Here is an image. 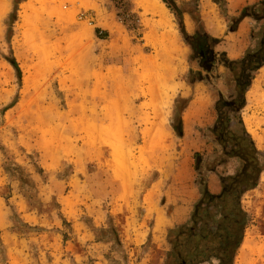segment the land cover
<instances>
[{
    "label": "rangeland",
    "instance_id": "1",
    "mask_svg": "<svg viewBox=\"0 0 264 264\" xmlns=\"http://www.w3.org/2000/svg\"><path fill=\"white\" fill-rule=\"evenodd\" d=\"M7 1L0 19V264H162L169 248L165 226L199 196L195 153L213 161L219 152L209 128L219 91L233 95L227 70L188 82L191 71L207 72L192 58L169 8L186 53L170 79L174 90L162 111L166 136L160 140L147 134L159 117L143 90L147 61L157 54L149 42L157 17L141 0ZM176 1L194 33L201 1ZM208 1L223 27L220 6ZM253 82L242 116L264 150V70ZM187 98L180 136L172 122ZM94 136L109 139L135 162L129 183L114 149ZM235 166L231 160L220 173ZM209 174L216 191L219 179ZM19 176H31L36 187ZM243 203L252 221L235 264H264V172ZM112 222L123 247L109 231ZM150 230L153 238L142 243Z\"/></svg>",
    "mask_w": 264,
    "mask_h": 264
},
{
    "label": "trees",
    "instance_id": "2",
    "mask_svg": "<svg viewBox=\"0 0 264 264\" xmlns=\"http://www.w3.org/2000/svg\"><path fill=\"white\" fill-rule=\"evenodd\" d=\"M163 1L176 14L181 33L193 49L192 58L198 59L207 72L203 74L202 70L191 71L194 76L189 77L188 82L194 84L197 81L211 80L212 73L219 71L217 68L222 65L227 69L233 84V95L227 98L223 91H219V98L215 102L217 119L209 128L219 143V152L213 161H206L201 152L195 153V168L198 173L195 182L199 196L193 203L188 218L167 228L169 248L162 264H235L252 221L251 213L244 206L243 196L258 187L264 172V150L257 145L242 116V110L247 105V93L264 66V0L246 5L239 15H230L227 6L223 7V0H215L227 19L230 31H236L245 17L254 19L251 44L239 59H231L225 52L216 50L221 38L207 31L201 16L195 17L197 29L190 33L184 22V10L178 7L177 1ZM10 61L20 70L15 58ZM190 100L187 98L186 104L180 108L177 120L172 122L180 136L184 134L183 112ZM234 119L238 122L236 126ZM231 160L236 162L234 171L220 173V166H226ZM36 167L40 171L41 168ZM9 168L7 170L11 171ZM209 173L215 174L219 179L220 186L216 191L210 186ZM19 179L23 181V185L36 187L31 176L25 180L19 176ZM111 224L109 231L113 233V240L117 247H123L119 230L114 222ZM96 230L102 231L104 228Z\"/></svg>",
    "mask_w": 264,
    "mask_h": 264
},
{
    "label": "bare ground",
    "instance_id": "3",
    "mask_svg": "<svg viewBox=\"0 0 264 264\" xmlns=\"http://www.w3.org/2000/svg\"><path fill=\"white\" fill-rule=\"evenodd\" d=\"M147 13H151L157 17L154 27L149 35V42L155 47L157 54L154 58L147 61V70L144 74L145 86L144 92L149 93L151 97L150 104L154 112L159 117L152 126L147 130L148 135H153L163 140L166 136V127L162 117L163 108L169 103L171 97L170 92L174 90L170 79L183 68L185 63L186 48L181 43L175 24L170 14L169 7L162 0H141ZM7 0H0V19L3 18L9 10ZM212 13V11L210 10ZM190 28V23L188 24ZM161 31V32H160ZM11 73L9 72L8 75ZM251 124L248 127L251 131ZM94 139L109 145L114 149L116 165L119 173L128 177L131 166H135V162L123 152L119 146L114 145L109 139L94 136ZM117 172V174L119 175ZM3 214L0 210V222L2 223Z\"/></svg>",
    "mask_w": 264,
    "mask_h": 264
},
{
    "label": "crops",
    "instance_id": "4",
    "mask_svg": "<svg viewBox=\"0 0 264 264\" xmlns=\"http://www.w3.org/2000/svg\"><path fill=\"white\" fill-rule=\"evenodd\" d=\"M200 1H201L202 6H203V9L201 10V15H202V13H203V15L201 16V18L204 22V25H205L207 31L211 35L218 37V38H221V41L218 43V45L216 47V50L221 51V52H225L231 59L241 58L244 55L247 48L249 47V45L251 44L252 22L254 19L251 17H245L239 23V27L236 31H230L229 27H228L227 19H226L225 15H223V13L221 12V8L219 7V4L217 2H215V0H212V2L220 8V14L224 18L223 27H222V24L218 25V23H217L219 21V24H220L221 20L213 12V10H212L214 8L213 4H211L208 0H200ZM256 1H258V0H226L227 12L230 15H239L240 11L243 9V7H245L248 4L254 3ZM94 2H96V1L91 0L90 3H94ZM210 10L212 11V13L210 12ZM186 23H188V22L185 19V24ZM186 26H187L188 31H190L187 24H186ZM217 70H227V69L224 66L220 65V66H218ZM260 70H264V66L261 67ZM256 78H255V80H256ZM252 86H251V88H252ZM191 101H190L187 109L183 112V118H184V114L186 113V111L189 109V107L191 105ZM191 210H192V207L189 206V208L187 210H184L183 213L178 214L176 216L174 222H172L171 224H168V226H165L164 229L166 230V232H167L168 227L174 226L178 223L185 221L188 218ZM177 211H178V208H175V214L177 213ZM116 227L119 230L118 226H116ZM119 232L121 233L120 230H119ZM121 237H122V234H121ZM152 238H153V233H151V230H150L148 233H146L143 236V239H142L143 242L142 243H144L145 241H148ZM122 240H123V238H122Z\"/></svg>",
    "mask_w": 264,
    "mask_h": 264
},
{
    "label": "built area",
    "instance_id": "5",
    "mask_svg": "<svg viewBox=\"0 0 264 264\" xmlns=\"http://www.w3.org/2000/svg\"><path fill=\"white\" fill-rule=\"evenodd\" d=\"M80 17L83 19V18H88V15L86 14V12H82L80 14Z\"/></svg>",
    "mask_w": 264,
    "mask_h": 264
}]
</instances>
